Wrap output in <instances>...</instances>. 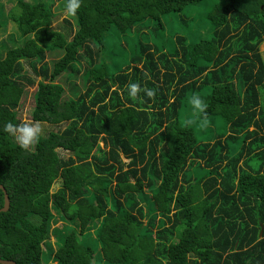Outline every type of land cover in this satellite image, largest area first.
Returning a JSON list of instances; mask_svg holds the SVG:
<instances>
[{
  "label": "trees",
  "instance_id": "obj_1",
  "mask_svg": "<svg viewBox=\"0 0 264 264\" xmlns=\"http://www.w3.org/2000/svg\"><path fill=\"white\" fill-rule=\"evenodd\" d=\"M46 2L4 14L0 0V34L2 17L14 26L0 40V259L43 264L54 212L70 227L57 264H264V0H79L73 14L64 0L70 39ZM203 9L208 38L178 35L171 52L115 42ZM34 86L31 120L53 129L24 148L4 125L23 123ZM216 120L224 132L200 143Z\"/></svg>",
  "mask_w": 264,
  "mask_h": 264
},
{
  "label": "rangeland",
  "instance_id": "obj_2",
  "mask_svg": "<svg viewBox=\"0 0 264 264\" xmlns=\"http://www.w3.org/2000/svg\"><path fill=\"white\" fill-rule=\"evenodd\" d=\"M28 2H33L36 0H24ZM42 2L47 1L50 6V10L53 13V21H52V28L55 30H60L62 32H67L69 35V39L71 38L72 34L71 31H74L75 26V19L71 16H68L66 9H65V3L64 0H41ZM1 3L4 7V14L14 5V0H1ZM207 11L203 9L198 14L189 15L188 24H185V26H182L178 20H173L172 22H164L163 29L159 30L156 34L154 33V30H151L155 24L154 21H147L144 20L143 22L139 23L136 27L143 28L144 33L136 34L133 31L126 33L125 36L117 35L115 36V42L119 43L123 49L124 54L128 55L133 47V44L136 41H142L147 42L154 45H160L165 49V51L171 52L174 49V40L175 37L178 35L185 36L187 38L192 39L193 41H196L195 37H203L208 38V32L207 30L202 27L200 24H196V22L199 19H202ZM3 20H6L3 30L0 34V40L6 42L5 40L8 38L9 34L13 32V24L7 20V18L2 17ZM69 22L71 25H68ZM148 26V27H147ZM146 27V28H145ZM150 29V31H149ZM194 32H198L197 35H194ZM259 50L261 52L262 58L264 60V44H261L259 47ZM106 58V57H105ZM127 61H129V58H127ZM25 70H28V74L33 76V73L31 72L28 65L25 64L24 66ZM37 78V77H36ZM27 90L29 91L30 95L24 101L21 106L17 110L18 119L25 123H32V124H38L41 132L40 134L46 135L50 129H53L49 125H46L45 123H38L33 122L31 120V112L34 107V100H33V93L36 90V86L34 87H28ZM195 118V111L192 109V107H188L187 111H182L180 119L181 121H190L194 120ZM217 129L218 133H223L225 130V127L220 120H216L215 122L211 123H200L196 127V133L198 136V140L200 143L211 141L213 142L214 139V132L213 129ZM18 141V140H17ZM19 142V141H18ZM61 156L67 157V153L60 152ZM196 165L189 170V172L193 175L196 170L201 172L200 168H197L195 170ZM59 187V181H56L51 189V191L56 190ZM50 244L46 245L47 251H44L43 254V264H57L55 260L52 257V252L56 248V244L53 242L54 237L58 236V233L60 232L62 234L68 232L70 230V227H66V224L61 221V219L58 217L57 214L53 212V219L50 224ZM97 247L98 245L95 244ZM99 250V247H98ZM100 261V260H99ZM100 264H108L106 262H100Z\"/></svg>",
  "mask_w": 264,
  "mask_h": 264
},
{
  "label": "clouds",
  "instance_id": "obj_3",
  "mask_svg": "<svg viewBox=\"0 0 264 264\" xmlns=\"http://www.w3.org/2000/svg\"><path fill=\"white\" fill-rule=\"evenodd\" d=\"M79 7V0H69L67 11L69 14H73L75 10ZM130 95L135 97L136 94L140 91L139 85L131 84L129 85ZM148 96H153L154 92L152 90H146ZM192 104L197 110L203 111L206 107V104L196 96L192 97ZM4 130L16 135V139L19 141L21 147L28 148L32 144L38 141L40 137L41 129L38 124L32 123H20L13 124L11 121H8L4 125Z\"/></svg>",
  "mask_w": 264,
  "mask_h": 264
},
{
  "label": "water",
  "instance_id": "obj_4",
  "mask_svg": "<svg viewBox=\"0 0 264 264\" xmlns=\"http://www.w3.org/2000/svg\"><path fill=\"white\" fill-rule=\"evenodd\" d=\"M0 190H2L4 194V203H3V206L0 208V212H6L9 209V197L4 187L1 184H0ZM0 264H16V263L12 260L0 259Z\"/></svg>",
  "mask_w": 264,
  "mask_h": 264
}]
</instances>
